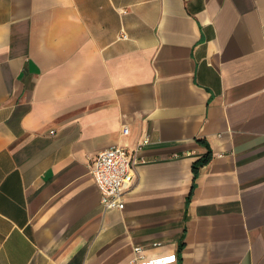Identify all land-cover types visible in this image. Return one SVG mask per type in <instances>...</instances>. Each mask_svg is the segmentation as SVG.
<instances>
[{
  "label": "crops",
  "instance_id": "crops-1",
  "mask_svg": "<svg viewBox=\"0 0 264 264\" xmlns=\"http://www.w3.org/2000/svg\"><path fill=\"white\" fill-rule=\"evenodd\" d=\"M113 144L133 178L104 209L91 158ZM134 246L264 264V0H0V264Z\"/></svg>",
  "mask_w": 264,
  "mask_h": 264
},
{
  "label": "built area",
  "instance_id": "built-area-1",
  "mask_svg": "<svg viewBox=\"0 0 264 264\" xmlns=\"http://www.w3.org/2000/svg\"><path fill=\"white\" fill-rule=\"evenodd\" d=\"M126 37V34H121ZM127 133V126H123ZM149 142L145 136L136 145V149ZM134 153L123 145L113 144L91 158L90 173L100 192V204L104 209H121L124 206V193L133 178ZM133 264H170L175 255L146 256L141 246L133 247Z\"/></svg>",
  "mask_w": 264,
  "mask_h": 264
},
{
  "label": "trees",
  "instance_id": "trees-1",
  "mask_svg": "<svg viewBox=\"0 0 264 264\" xmlns=\"http://www.w3.org/2000/svg\"><path fill=\"white\" fill-rule=\"evenodd\" d=\"M200 141L204 143V141L202 140ZM210 156H211V151L210 148L208 147L206 153L202 157L192 162V172L194 177L197 175L198 168L201 165L207 163L208 160L210 159Z\"/></svg>",
  "mask_w": 264,
  "mask_h": 264
}]
</instances>
